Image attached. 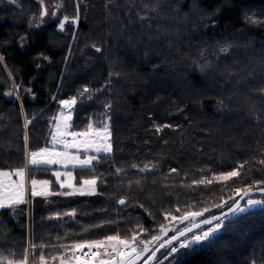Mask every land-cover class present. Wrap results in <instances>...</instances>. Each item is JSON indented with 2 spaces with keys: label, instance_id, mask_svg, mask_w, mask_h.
I'll list each match as a JSON object with an SVG mask.
<instances>
[{
  "label": "trees",
  "instance_id": "16d2710c",
  "mask_svg": "<svg viewBox=\"0 0 264 264\" xmlns=\"http://www.w3.org/2000/svg\"><path fill=\"white\" fill-rule=\"evenodd\" d=\"M129 2H134L136 6L141 4V0ZM170 2L163 0L164 4ZM104 3L105 0H81L79 25L71 28L66 25V31L61 33L57 30L56 21L46 20L41 28L29 27L28 20L39 11L36 0H16L15 4L0 0V55L5 57L0 62V168L22 165L25 132L23 113H27L29 118L32 115L39 116L27 129L29 147L35 150L44 146L49 131L48 119L57 114L59 99L75 95L82 84L100 87L104 83L108 69L98 58L99 54L90 47L95 42L98 46L111 49L109 55H119L129 72L113 94L115 166L127 168L132 163L143 166L150 161L159 162L156 174L129 171L125 180L142 178V188L137 189L133 185L130 195L144 203L145 207L155 201L157 206L165 208L177 201L179 206L188 204L200 208L205 202L211 204L220 196L227 198L229 189L221 191L219 184L214 183L205 188L204 185L196 186L191 182L211 175L200 169L219 172L230 170L238 160L252 157L254 164L255 159L261 158L255 150V141L264 142V132L244 117L241 107L244 97L261 84L244 87L241 94L235 96L236 87L226 82L224 76L215 71L207 74L194 71L185 54L191 53L196 57L201 47L211 50L218 42L233 40L237 45L233 51L241 59L238 67L248 66L249 70L256 68L259 72L264 61V24H248L244 17L255 13L257 19L264 20V0H196L198 7L195 14L190 13L187 18L178 17L175 20L172 17L176 16V12L167 10L160 20L162 25L170 28V34L165 33L160 40L149 43L148 35L151 33L129 32L133 39L141 35L144 41L136 49L127 48L123 43L124 37L116 45L111 41L105 43L108 32H115L121 23V19L115 18V13L118 11L123 21H127L128 16L124 6L119 9L110 6L113 7L114 17L105 20ZM117 3L124 5V0H117ZM65 6L66 13L71 16L75 0H65ZM192 7L193 0H181L178 11L188 12ZM199 9L215 12L212 17L216 21L215 26L201 28L203 21L200 15L203 13ZM132 20L136 23L135 11ZM241 31L243 34H238ZM72 32L76 33L75 42L71 38ZM21 35L26 37L23 47H20ZM168 43H171V48L167 47ZM86 44L89 46L85 47ZM146 46L151 62L160 65L155 72L151 70V63H146L143 57ZM164 57L167 60L161 63ZM148 73L151 74L142 75ZM13 77L16 83L23 84L19 90V100L5 94L11 88ZM27 88L32 89V92L26 93ZM202 94L212 98L204 99L201 105L197 100ZM225 95L232 97L230 112H220L216 108V97L223 98ZM53 96L56 100L52 99ZM225 102L229 103L227 99ZM180 107L184 109L183 112L177 111ZM41 110L43 115H40ZM101 112L102 105L99 103L87 102L83 106L78 103L73 116L74 124L78 129L82 128L88 123L89 117L98 122ZM153 122L180 124L182 130L165 129L157 134ZM111 164L112 161L105 160L98 165L107 179L106 186L98 182V191H103L104 196L52 198V203L40 199L36 208L30 206L27 213L26 209L17 215H12L10 210L0 212V250H3L4 255L8 254L6 247L19 250L29 229L35 233L37 243H55L56 236L64 233L71 235L63 242L111 234L115 225L89 233L82 231L109 214L115 217L118 213H130L142 219L144 228L158 231V223L164 221L156 208L151 209L155 213V220L148 217L143 209L133 207L123 211L122 206L108 207L104 212L99 211L111 204L113 199L128 194L124 188L118 189L117 178L105 171ZM169 166L177 167L180 174H170L167 179H162L163 175L168 174ZM80 175L77 173L78 178ZM248 175L252 179L264 178V173L255 168L248 171ZM37 176L52 178L49 173H38ZM247 182L239 181L237 186ZM56 206L60 211L76 209L77 217L74 221L68 217L60 222L49 221L47 217L50 209ZM214 211L218 213V210ZM64 222H67V226H57ZM120 227L123 234V225ZM227 228L228 231L222 232L220 239L210 245L196 247L185 257L181 255L178 264H248L244 258L253 250L257 253V264H260L259 257L264 256V208H257L243 220L227 225ZM240 241L244 242V246H241ZM165 251L159 255L160 259Z\"/></svg>",
  "mask_w": 264,
  "mask_h": 264
},
{
  "label": "snow or ice",
  "instance_id": "6c2138e0",
  "mask_svg": "<svg viewBox=\"0 0 264 264\" xmlns=\"http://www.w3.org/2000/svg\"><path fill=\"white\" fill-rule=\"evenodd\" d=\"M8 2L15 4L16 0H8ZM37 3L38 14H33L28 20L30 28H41L46 23V17L49 21L57 22V30L61 33L66 31V25L71 28L80 23L81 0H75V9L71 16L66 13L65 0H58L53 5L51 14L45 0H37ZM180 3L181 0H171L168 4H164L163 0H148V2L141 0V4L136 6L134 2L130 3L129 0H124V5L118 4L117 0H105V20L114 17L113 7L110 6H115L117 9L124 6L128 16L127 21H123L119 12L115 13V18L121 19V23L116 27L115 32L111 30L108 32L105 43L111 41L113 45H116L120 42L121 37H124L123 43L127 48L136 49L140 47L144 43L141 35H137L133 39L128 34L129 32L151 33L148 35L149 43L152 40H160L165 33L170 34V28L162 25L160 20V17L164 16L167 10L176 12V16L172 17L173 20L178 17L187 18L190 13L195 14L197 12L196 0H193V7L188 12L183 13L178 11ZM62 9L65 11L62 12ZM134 11L136 23L132 20ZM199 11L203 13L200 15V20L203 21L200 25L201 28L215 26L216 21L212 19L215 12L208 13L205 9H199ZM244 20L251 25L264 24V20L257 19L255 13L246 14ZM238 34H243V32ZM71 38L74 42L76 41L75 32L71 33ZM25 39V36H20V47L24 46ZM88 46L85 45V47ZM171 46V43L167 44V47L171 48ZM90 47L94 49L96 54H99L98 58L107 66V77L104 83L100 87H90L87 83L82 84L75 95L67 99H59L57 101L59 105L57 114L48 119L49 131L44 146L35 150L29 147L27 129L39 116L32 115L29 118L27 113H23L24 159L21 166L9 169L0 168V212L10 210L11 214L15 215L16 210L21 205H30L35 198H42L52 203V198L104 196L103 191H98V182L99 185L106 186L107 179L104 173L99 170L98 165L105 160H110L112 164L105 171L109 175L115 176L117 178L116 187L118 189L124 188L128 194L113 199L111 204L99 211L104 212L108 207L122 206L121 211L133 207L134 209H143L148 217L155 220V213L151 209L156 208L163 216L164 222L158 223V231L154 232L144 228L140 217H133L130 213L125 215L118 213L115 217L109 214L102 216L99 222L84 227L82 231L89 233L93 230H101L115 225L111 234L63 242L71 235L64 233L56 236L55 243H37L35 233L29 229L19 250L14 251L11 247H6L7 255H4L3 250H0V264H163L164 260H167L168 264H178L179 254L192 251L205 244L210 245L215 240L220 239L222 232L228 231L227 225L243 220L257 208H264V187H262L264 178L252 179L248 175V171H252L253 168L264 173V142L260 140L255 141V150L261 158L255 159L254 164L253 158L249 157L238 160L230 170L212 172L211 169H200L199 171H208L211 175L202 176L191 182L192 185H204L205 188L214 183L219 184L221 191L224 188L229 189L227 198L220 196L211 204L205 202L204 206L200 208H194L188 204L179 206L178 201L166 208L157 206L155 201H152L149 207H145L144 203L135 200L130 194L133 192V185L137 189L142 188V178L125 180L124 177L128 176L130 170H135L136 174H156L159 171V162L150 161L144 163L143 166L132 163L127 168L115 166L112 129L113 100L115 99L113 94L117 91L116 86L129 75L128 66L124 64L119 55H109L111 49H106L103 45L98 46L95 42ZM236 47L237 45L233 40H225L222 43L218 42L217 46L211 50L204 47L199 48L196 57L192 56L191 53L185 55L190 60V66L193 67L194 71L201 74L215 71L224 76L226 82L236 87L237 90L233 93L235 96H239L244 87L260 83V87L252 88L251 94L244 97V104L241 107L244 117L264 132V61L261 63L259 72L256 68L249 70L248 66L238 67L241 64V59L237 58L233 51ZM69 51L71 52V49ZM155 55L160 56L161 54L155 53ZM143 57L146 63H151L152 72L160 67L159 64L151 62L147 46L143 52ZM4 59L5 57L0 55V62H3ZM166 60L167 57H164L160 62L165 63ZM37 66L39 67V65ZM5 67L7 66L5 65ZM243 73H247V75L245 76ZM8 75L11 77V72ZM22 87L23 84L16 83L13 77L11 88L5 94L15 96L19 100V90ZM25 92L31 93L32 89L27 88ZM211 98L207 94H202L197 102L202 105L204 99ZM52 99L56 100V97L53 96ZM226 99L229 103L225 102ZM231 99L232 97L227 95L223 98L217 96V110L230 112L232 110L229 106ZM87 102L102 105L101 118L95 122L89 117L88 123L78 129L74 124L73 116L77 111L78 103L83 106ZM177 111L183 112L184 109L180 107ZM40 115H43V110H41ZM153 128L157 134L162 133L165 129L182 130L180 124L173 123L157 124L153 122ZM164 143L167 144V141L165 140ZM38 173H49L52 178H38ZM77 173L81 174L79 178ZM84 173L91 175L85 176ZM170 174L179 175V169L169 166L168 174L163 175L162 179H167ZM244 180L249 182L237 186L239 181ZM230 181L231 184L228 183ZM255 193H260L261 198H254ZM214 209L218 210L219 214ZM64 217L74 221L77 217L76 209L60 211L58 206L53 207L50 209V215L47 219L60 222ZM121 225L124 229L123 234ZM57 226H67V222ZM169 232L173 234L169 236ZM164 237L168 238L164 239ZM240 244L244 246L243 241H240ZM161 249H166L162 254L163 260L157 257V253ZM244 259L248 264H257V253L253 250ZM259 260L260 264H264V256H260Z\"/></svg>",
  "mask_w": 264,
  "mask_h": 264
},
{
  "label": "rangeland",
  "instance_id": "374dc122",
  "mask_svg": "<svg viewBox=\"0 0 264 264\" xmlns=\"http://www.w3.org/2000/svg\"><path fill=\"white\" fill-rule=\"evenodd\" d=\"M45 3L48 5V7H49V13L51 14V11L53 10V9H52V8H53V7H52V4H51V0H45ZM47 19H48V18L46 17L45 20H47ZM40 199H42V198H35V199L31 202L30 205H21L20 208H18V209L16 210L17 212L15 213V215L20 214L21 211H24L25 209H26V213H27L28 210H29V208H30V206L36 208V206L38 205ZM191 252H192V251H187L186 253L189 254V253H191ZM186 253H184V254H179V255H178V258H179L181 255H184L183 257H185ZM161 260H163V256H162ZM163 264H168V263H167V260H164V261H163Z\"/></svg>",
  "mask_w": 264,
  "mask_h": 264
},
{
  "label": "water",
  "instance_id": "95a60500",
  "mask_svg": "<svg viewBox=\"0 0 264 264\" xmlns=\"http://www.w3.org/2000/svg\"><path fill=\"white\" fill-rule=\"evenodd\" d=\"M256 196H261V194L260 193H255V197ZM226 210V209H225ZM217 214H219V213H217ZM170 234H172V232H169V234L168 235H170ZM168 237H164V239H167ZM165 249H161V251L159 252V253H157V257L164 251Z\"/></svg>",
  "mask_w": 264,
  "mask_h": 264
},
{
  "label": "flooded vegetation",
  "instance_id": "af4514ba",
  "mask_svg": "<svg viewBox=\"0 0 264 264\" xmlns=\"http://www.w3.org/2000/svg\"><path fill=\"white\" fill-rule=\"evenodd\" d=\"M37 1V0H36ZM58 2V0H51V4H52V7H53V5L55 4V3H57ZM53 9V8H52ZM48 20V19H47Z\"/></svg>",
  "mask_w": 264,
  "mask_h": 264
}]
</instances>
